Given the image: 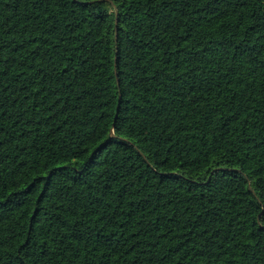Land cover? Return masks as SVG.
<instances>
[{
    "label": "trees",
    "instance_id": "1",
    "mask_svg": "<svg viewBox=\"0 0 264 264\" xmlns=\"http://www.w3.org/2000/svg\"><path fill=\"white\" fill-rule=\"evenodd\" d=\"M0 264H264V0H0Z\"/></svg>",
    "mask_w": 264,
    "mask_h": 264
},
{
    "label": "water",
    "instance_id": "2",
    "mask_svg": "<svg viewBox=\"0 0 264 264\" xmlns=\"http://www.w3.org/2000/svg\"><path fill=\"white\" fill-rule=\"evenodd\" d=\"M115 22H117V20Z\"/></svg>",
    "mask_w": 264,
    "mask_h": 264
}]
</instances>
